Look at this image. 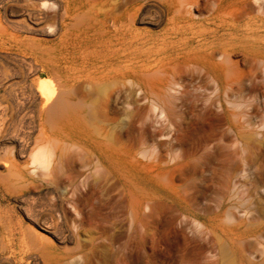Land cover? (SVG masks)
I'll list each match as a JSON object with an SVG mask.
<instances>
[{
    "label": "rangeland",
    "instance_id": "obj_1",
    "mask_svg": "<svg viewBox=\"0 0 264 264\" xmlns=\"http://www.w3.org/2000/svg\"><path fill=\"white\" fill-rule=\"evenodd\" d=\"M58 3L36 25L0 0V264H264V51L164 57L178 19L244 25L264 2ZM120 18L143 38L102 95L86 58Z\"/></svg>",
    "mask_w": 264,
    "mask_h": 264
},
{
    "label": "bare ground",
    "instance_id": "obj_2",
    "mask_svg": "<svg viewBox=\"0 0 264 264\" xmlns=\"http://www.w3.org/2000/svg\"><path fill=\"white\" fill-rule=\"evenodd\" d=\"M58 1H55V0L53 1L51 0H26V3L28 4L27 9L29 10L28 16L32 20L33 24L39 25L40 23L43 24V22H45V19L43 16L44 8L53 6L52 8L55 10L56 14L59 13L60 3H58ZM255 1L258 3L264 2V0H255ZM67 10H68V7H67ZM211 20L212 21L208 22V24L203 23L204 24L203 25L202 23L197 24L191 19H188V20L178 19L175 23L177 27V32H179V34L184 35V38L180 39V42L173 49H172V42H171L169 47L166 49L167 54L164 57H168L172 59V55L174 54L179 55L182 53H190V52L191 53L205 52L211 57L212 60H214L213 58L214 56H216L215 51H214L215 46L221 48L222 53L219 54V56L225 57L226 55L231 54V52H234L236 50L237 43H239V41H241L242 38L245 44L247 45L251 44L253 47L262 49L264 51V18H260L259 20H256L254 22H247L243 25L233 19L227 20L220 13H217L216 15H214V17ZM122 21H123V18H120L116 33L112 37H109L107 39L108 43L99 46V48L95 51L96 53L94 54V56H89L86 58L88 61H90L91 64L99 68V71L95 75H91L90 77L98 78L97 80L100 83L99 92L102 95L107 93V86L104 83L109 78L110 72L113 71L116 64L119 63L120 65V63H122V61L125 60V56L128 52L127 51L128 47L131 45L137 47L141 43V39L143 38L140 36L142 34V31L140 29H135L134 27L129 26V25L124 26L122 24ZM54 24H50V25H54V27L56 26L57 28L58 23L57 24L54 23ZM49 26L47 28L46 24L44 25V27L47 28V29L44 28L45 32L52 33L54 29L51 28V26L50 27ZM201 26L204 28H201ZM243 26H246L244 30H242ZM40 27L42 26L40 25ZM205 31L210 33V36H211L210 38H208L207 36H204ZM228 51L230 53H227ZM155 63H157V61H155ZM71 100L77 101L78 99L76 100L72 98ZM92 100L93 99L91 98V101ZM73 101H72V104L75 103V102L73 103ZM77 104H79V102ZM74 105H76V103ZM77 107L79 108V106ZM72 116H73V119L76 121L79 119V116L76 113H73ZM118 152L119 154H122L123 150L119 149ZM51 154H52L51 147L48 145H43L34 152L33 161L34 163L39 162V164H41L40 163L41 161L44 163L45 159L48 158ZM106 154L108 156V153ZM92 157H93V154L90 155V161L93 160ZM59 158L61 159L62 157L60 156ZM115 161L117 160H115L114 158L113 159L103 158V156H99L97 157V160L95 163H98L101 165L106 164L108 165V167H111L117 173L123 174L124 171L121 170L120 166H117V163ZM46 163L48 164L47 161ZM53 176L54 177L52 178V180H55L56 179L55 175Z\"/></svg>",
    "mask_w": 264,
    "mask_h": 264
}]
</instances>
